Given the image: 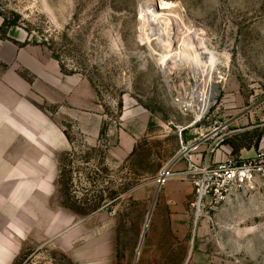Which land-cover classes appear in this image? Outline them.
Returning <instances> with one entry per match:
<instances>
[{
  "label": "rangeland",
  "instance_id": "1",
  "mask_svg": "<svg viewBox=\"0 0 264 264\" xmlns=\"http://www.w3.org/2000/svg\"><path fill=\"white\" fill-rule=\"evenodd\" d=\"M146 1L0 0L17 20L0 15V264H264V185L199 209L190 178L156 182L198 72L169 59L166 76ZM163 2L217 60L208 120L183 140L224 123L221 160L264 151L240 153L264 135V0ZM167 27L196 39L175 14Z\"/></svg>",
  "mask_w": 264,
  "mask_h": 264
},
{
  "label": "built area",
  "instance_id": "2",
  "mask_svg": "<svg viewBox=\"0 0 264 264\" xmlns=\"http://www.w3.org/2000/svg\"><path fill=\"white\" fill-rule=\"evenodd\" d=\"M176 102L175 104L183 114H192L194 117L187 124L178 126L182 139L181 149L174 158V164H167L156 175L159 186L165 185L176 174L190 178L196 190L197 204L201 206L209 198L208 204L216 207L226 202L236 192L249 196L260 185H264V151H259L251 158L228 157L225 160L213 162V156L220 151L223 142L231 135L229 125L220 123L210 134L195 136L189 141H184L183 132L207 121L208 113L196 116L193 111L200 108L197 102L190 103L188 100L180 104ZM179 161L186 163V169L177 173L176 163Z\"/></svg>",
  "mask_w": 264,
  "mask_h": 264
},
{
  "label": "bare ground",
  "instance_id": "3",
  "mask_svg": "<svg viewBox=\"0 0 264 264\" xmlns=\"http://www.w3.org/2000/svg\"><path fill=\"white\" fill-rule=\"evenodd\" d=\"M174 14L178 18V22L186 27V30H190V32L193 31V37L194 35L196 36L194 41L188 43L185 35L184 37L179 38L177 33L171 35L166 33L165 28H168V22ZM141 17L145 23L144 26H146L148 32H151V37H149V39H151V41L157 40V42H155V47H160L159 50L161 52L158 54L157 60H159L163 65L161 67L165 70L166 76L167 74L172 75L169 69V62L166 61L169 59H176L173 63L178 66L192 64L194 65L193 67H195V71L198 72V77L195 81L197 88H193L191 93H185L182 96H178L179 98L176 99L178 102L176 103L180 104L182 102H186L187 100L190 103L197 102L200 108L198 110H194L193 113L196 116L206 115L214 105V100L218 94V88L216 85L217 82L214 80L215 73L218 71V68L217 60L213 51L209 50L201 41V38L194 31V27L187 23L182 8H180L177 4L172 2H163L158 5V0H148L141 8ZM154 35L157 37L152 39V36ZM197 207L200 209L199 203L197 204ZM200 215L201 213H198V216ZM146 230L147 227L145 228V232Z\"/></svg>",
  "mask_w": 264,
  "mask_h": 264
},
{
  "label": "crops",
  "instance_id": "4",
  "mask_svg": "<svg viewBox=\"0 0 264 264\" xmlns=\"http://www.w3.org/2000/svg\"><path fill=\"white\" fill-rule=\"evenodd\" d=\"M192 128H193V127L189 128V129H192ZM186 130H188V129H186ZM186 130H185V131H186ZM191 139H192V138H188L187 141H189V140H191ZM222 147L226 150V153H231L232 150H233V147H232L231 144H229V143L226 144V145H223V144H222ZM220 149H221V148H220ZM259 150H264V135H263V136L261 137V139H260L259 148H255L254 145H251V146H249V147H242L241 150H240L241 157H244L245 153L250 154V153H252V151L257 152V151H259ZM217 155H218V154H216V155L213 156V158H214V160H213V158H212L213 162H218V161L221 160Z\"/></svg>",
  "mask_w": 264,
  "mask_h": 264
},
{
  "label": "trees",
  "instance_id": "5",
  "mask_svg": "<svg viewBox=\"0 0 264 264\" xmlns=\"http://www.w3.org/2000/svg\"><path fill=\"white\" fill-rule=\"evenodd\" d=\"M0 15H2L3 17V26H5V28H9L13 25H16L17 24V20H10L8 18V16H6L3 12L0 11ZM263 134H261L259 137H258V140L257 142L255 143V147L258 148L259 147V144H260V139H261V136ZM234 151L236 152V150L234 149ZM20 257H17V259L14 261L13 264H18L17 261L19 260Z\"/></svg>",
  "mask_w": 264,
  "mask_h": 264
}]
</instances>
